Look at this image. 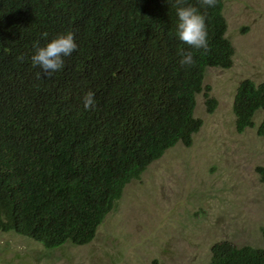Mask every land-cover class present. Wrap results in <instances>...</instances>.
<instances>
[{
    "label": "trees",
    "instance_id": "16d2710c",
    "mask_svg": "<svg viewBox=\"0 0 264 264\" xmlns=\"http://www.w3.org/2000/svg\"><path fill=\"white\" fill-rule=\"evenodd\" d=\"M223 2L186 0L206 17L211 52L201 55L175 34V0H0V232L46 249L88 244L128 183L167 149L192 144L206 70L233 63ZM68 31L77 49L43 74L33 44ZM188 51L195 66L180 64ZM89 90L96 105L85 110ZM259 110L264 82L246 78L233 101L236 131L253 127ZM257 134L264 140V117ZM205 264H264V247L221 240Z\"/></svg>",
    "mask_w": 264,
    "mask_h": 264
},
{
    "label": "rangeland",
    "instance_id": "374dc122",
    "mask_svg": "<svg viewBox=\"0 0 264 264\" xmlns=\"http://www.w3.org/2000/svg\"><path fill=\"white\" fill-rule=\"evenodd\" d=\"M223 4L233 63L206 70L194 110L202 126L192 144L167 149L128 183L88 244L46 249L0 232V264H205L221 240L264 247V140L257 134L264 110L241 133L233 113L239 83L264 82V0Z\"/></svg>",
    "mask_w": 264,
    "mask_h": 264
},
{
    "label": "clouds",
    "instance_id": "9594fccd",
    "mask_svg": "<svg viewBox=\"0 0 264 264\" xmlns=\"http://www.w3.org/2000/svg\"><path fill=\"white\" fill-rule=\"evenodd\" d=\"M217 0H201V6L215 7ZM173 7L176 10L178 23L175 34L185 44L192 49L200 52L201 55H208L211 52V46L208 40L206 17L200 10L191 4H186V0H175ZM44 33V38H47ZM34 53L31 56V63L34 67H39L45 75H51L64 66L63 57L70 56L76 49L77 44L74 34L71 31L60 33L51 40L47 41L44 46L39 41L33 44ZM180 64L182 66H195L196 60L193 52H181ZM23 59V57H19ZM41 73H37V77ZM95 93L87 91L83 96V107L85 110L95 108Z\"/></svg>",
    "mask_w": 264,
    "mask_h": 264
}]
</instances>
